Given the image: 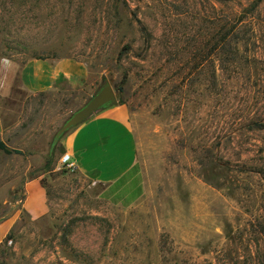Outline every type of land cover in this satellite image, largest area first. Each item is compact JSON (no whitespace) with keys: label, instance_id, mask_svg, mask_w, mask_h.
<instances>
[{"label":"rangeland","instance_id":"374dc122","mask_svg":"<svg viewBox=\"0 0 264 264\" xmlns=\"http://www.w3.org/2000/svg\"><path fill=\"white\" fill-rule=\"evenodd\" d=\"M35 56L83 60L97 91L109 80L144 192L110 198L60 163V140L46 169L51 145L0 149V223L16 217L0 264H264V0H0V57ZM61 90L56 111L89 98ZM35 176L39 218L23 208ZM191 192L192 225L179 209Z\"/></svg>","mask_w":264,"mask_h":264},{"label":"crops","instance_id":"0c3cea01","mask_svg":"<svg viewBox=\"0 0 264 264\" xmlns=\"http://www.w3.org/2000/svg\"><path fill=\"white\" fill-rule=\"evenodd\" d=\"M89 78L88 65L75 56H35L23 61L0 57V138L7 145H51L55 132L74 109L64 110L60 105L56 111L48 104L52 103L51 94L67 87L77 95L87 92L90 98L97 86ZM89 98L85 97L81 105ZM129 117L127 104L103 107L72 127L59 141L64 152L70 153L78 172L104 184L109 197L124 204L134 203L144 192L143 181L136 172L138 144ZM125 188L128 192H123ZM138 189L141 192L126 203ZM24 193L23 208L32 218L47 213L49 203L41 176L28 178ZM196 193L191 192L188 201L180 205L182 214L188 215H183V224L198 222L200 201ZM15 218L0 223V241L13 228Z\"/></svg>","mask_w":264,"mask_h":264},{"label":"water","instance_id":"95a60500","mask_svg":"<svg viewBox=\"0 0 264 264\" xmlns=\"http://www.w3.org/2000/svg\"><path fill=\"white\" fill-rule=\"evenodd\" d=\"M221 1H230V0H221ZM118 98L117 94L109 82V80L103 81L101 88L93 94L83 106L74 111L71 116L63 123L60 129L57 132V136H62L72 127L84 122L91 115L97 112L99 109L117 104Z\"/></svg>","mask_w":264,"mask_h":264},{"label":"trees","instance_id":"16d2710c","mask_svg":"<svg viewBox=\"0 0 264 264\" xmlns=\"http://www.w3.org/2000/svg\"><path fill=\"white\" fill-rule=\"evenodd\" d=\"M126 79H127V73H125V75H124V77H123V79H122V81H121V84H120V86H119V91H123V86H124V84H125V82H126ZM101 88V87H100ZM99 88V89H100ZM98 89V90H99ZM60 136H57V135H55V137H54V139H53V141H52V143H51V146H50V152H49V155H48V159H47V163H46V165L43 167V169H46L48 166H49V164L51 163V160L54 158V153H55V150H56V148H57V145H58V141L60 140ZM0 149H2V150H4L5 152H7V153H18V154H24V151L23 150H21V149H19V148H15V147H11V146H9V145H7L1 138H0ZM132 190V189H131ZM123 192H128V188H125L124 190H123ZM131 192V191H130ZM141 192V189H138L137 190V192L135 191L134 193H132L130 196H129V198H128V200L126 201V203L127 202H129V201H131L135 196H137L139 193Z\"/></svg>","mask_w":264,"mask_h":264},{"label":"built area","instance_id":"2783aa9c","mask_svg":"<svg viewBox=\"0 0 264 264\" xmlns=\"http://www.w3.org/2000/svg\"><path fill=\"white\" fill-rule=\"evenodd\" d=\"M60 163L71 170L75 169V163L71 159V155L68 152H64L60 157Z\"/></svg>","mask_w":264,"mask_h":264}]
</instances>
